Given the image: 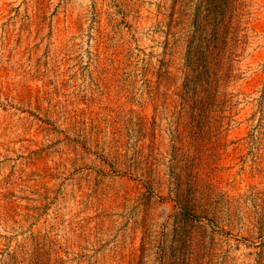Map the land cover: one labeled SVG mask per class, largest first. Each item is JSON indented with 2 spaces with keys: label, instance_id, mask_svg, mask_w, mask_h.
Returning a JSON list of instances; mask_svg holds the SVG:
<instances>
[{
  "label": "rangeland",
  "instance_id": "374dc122",
  "mask_svg": "<svg viewBox=\"0 0 264 264\" xmlns=\"http://www.w3.org/2000/svg\"><path fill=\"white\" fill-rule=\"evenodd\" d=\"M0 264H264V0H0Z\"/></svg>",
  "mask_w": 264,
  "mask_h": 264
},
{
  "label": "trees",
  "instance_id": "16d2710c",
  "mask_svg": "<svg viewBox=\"0 0 264 264\" xmlns=\"http://www.w3.org/2000/svg\"><path fill=\"white\" fill-rule=\"evenodd\" d=\"M217 12V8L208 10V15L204 18H200L197 22L194 41H192L190 44L191 46L189 47L190 49L188 50L190 63L193 62L194 65L199 62V59L202 55H205L206 52H209V47L205 48L202 46L205 41L204 36L206 34L207 28L211 26L217 30L219 26L222 25V20H220L219 25L217 24L219 16ZM195 43H198L201 46H195Z\"/></svg>",
  "mask_w": 264,
  "mask_h": 264
}]
</instances>
